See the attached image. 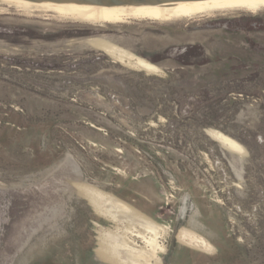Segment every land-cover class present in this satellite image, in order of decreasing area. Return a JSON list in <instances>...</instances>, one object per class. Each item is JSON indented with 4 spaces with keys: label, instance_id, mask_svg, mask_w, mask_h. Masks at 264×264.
Returning a JSON list of instances; mask_svg holds the SVG:
<instances>
[{
    "label": "rangeland",
    "instance_id": "obj_1",
    "mask_svg": "<svg viewBox=\"0 0 264 264\" xmlns=\"http://www.w3.org/2000/svg\"><path fill=\"white\" fill-rule=\"evenodd\" d=\"M3 1L0 264H130L107 197L165 228L163 264H264V9L90 23Z\"/></svg>",
    "mask_w": 264,
    "mask_h": 264
},
{
    "label": "bare ground",
    "instance_id": "obj_2",
    "mask_svg": "<svg viewBox=\"0 0 264 264\" xmlns=\"http://www.w3.org/2000/svg\"><path fill=\"white\" fill-rule=\"evenodd\" d=\"M3 3L15 5L27 13L43 14L51 11L61 18H75L90 23L119 21L129 17H149L160 20L184 19L201 14H213L217 11L264 9V0H191L138 6L73 4L42 0H5ZM115 57L129 65L148 71H160L158 65L133 54L124 53ZM215 136L230 150L244 151V148L232 137L221 132L216 133ZM107 199L116 207L117 214L113 220L116 221L117 226L115 230L103 234L113 245H119L124 249L123 253L130 264H163L162 254L167 250L163 241L165 228L133 215L128 206L118 200L110 197ZM179 238L180 241L205 246L206 249L210 247L205 239L185 229L180 232Z\"/></svg>",
    "mask_w": 264,
    "mask_h": 264
},
{
    "label": "water",
    "instance_id": "obj_3",
    "mask_svg": "<svg viewBox=\"0 0 264 264\" xmlns=\"http://www.w3.org/2000/svg\"><path fill=\"white\" fill-rule=\"evenodd\" d=\"M42 1L73 3V4L110 5V6H138V5H148V4L191 1V0H42Z\"/></svg>",
    "mask_w": 264,
    "mask_h": 264
}]
</instances>
